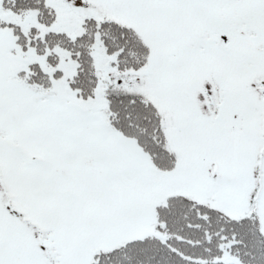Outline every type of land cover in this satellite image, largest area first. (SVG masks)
I'll return each instance as SVG.
<instances>
[{
  "label": "snow or ice",
  "instance_id": "6c2138e0",
  "mask_svg": "<svg viewBox=\"0 0 264 264\" xmlns=\"http://www.w3.org/2000/svg\"><path fill=\"white\" fill-rule=\"evenodd\" d=\"M0 264H264V0H0Z\"/></svg>",
  "mask_w": 264,
  "mask_h": 264
}]
</instances>
